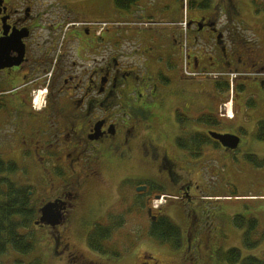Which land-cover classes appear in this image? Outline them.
Wrapping results in <instances>:
<instances>
[{
  "label": "flooded vegetation",
  "instance_id": "1",
  "mask_svg": "<svg viewBox=\"0 0 264 264\" xmlns=\"http://www.w3.org/2000/svg\"><path fill=\"white\" fill-rule=\"evenodd\" d=\"M216 1L206 15L187 11L181 20L160 25L148 5L135 17L113 22L87 17L107 12L99 2L0 0V150L8 152L6 162L40 182L30 187L43 193L41 207L57 202L61 221L37 225L51 239L50 255L95 264L68 242L76 222L83 230L108 227L99 219L119 207L148 215L152 201L146 194L157 185L185 206L213 176L204 164L208 157L209 164H252L264 177V45L257 42L262 32L247 29L233 0ZM182 2L183 8L209 7L206 1ZM179 83L184 87L178 89ZM226 83L232 93L216 88ZM241 93L246 96L239 99ZM246 99L259 107L249 123L241 116ZM224 100H231L230 114ZM194 108L198 114L192 118L188 111ZM210 112L219 128L196 123ZM210 132L238 143L223 145ZM135 166L154 177L129 173ZM112 169L122 177L117 196L104 194L111 186L105 187L103 177ZM162 209L151 211L150 223ZM88 214L94 217L90 222L84 221ZM140 258V264H159L147 253Z\"/></svg>",
  "mask_w": 264,
  "mask_h": 264
},
{
  "label": "rangeland",
  "instance_id": "2",
  "mask_svg": "<svg viewBox=\"0 0 264 264\" xmlns=\"http://www.w3.org/2000/svg\"><path fill=\"white\" fill-rule=\"evenodd\" d=\"M85 1L99 2L107 7V12L87 17H99V19H107L109 17L108 19L113 22L117 21V19L128 20V17H135L136 11L139 14L138 11L141 12L148 5L154 8V17H157L160 25L181 20L183 13L187 11L189 14L192 11H197L202 15H206L212 10L214 4L217 5L216 0H186L187 3L194 1L197 4L206 1L209 7L196 6L194 8H183L182 0H145L133 6L131 10L126 11L118 9L115 5V0ZM219 1L224 3L226 0ZM55 2L58 3V1H54L53 3ZM231 5L241 8V19H244L247 29H254V32H262L263 40H257V42L264 45V12H258L255 5L251 4L249 0H233ZM184 26L185 19L179 23L178 27L183 29ZM246 34L248 33L246 32ZM181 87H184V85L179 83L178 89ZM208 89L211 93H214L211 84H208ZM211 96L209 97L210 110L216 107L213 103L214 101L212 102ZM241 96L245 97L246 95H242L241 93L239 99H241ZM247 101L246 99L245 102L240 103L243 106L241 116L244 118L245 123H249L251 118L255 120L256 115L259 113L258 103L256 102V106H253ZM222 102L224 104L228 100ZM227 105V109L231 110L232 104L228 102ZM164 107L166 109L167 104ZM197 109L194 108L193 113L189 110V115L195 117L198 114ZM169 110H171V107ZM182 111H185V109H182ZM168 113L171 114L170 112ZM224 119L227 120V118ZM170 122L173 127L174 124L171 119ZM167 149H169V153L173 156L175 152L170 147ZM8 156L7 151L0 150V159L6 162L8 159L6 157ZM209 162L208 157L204 164L208 168V172L213 176H207L205 191L194 197L191 203L186 202L185 206H183V203L176 199L178 195L164 193L162 195H165V197L161 198L162 200L158 199V202L152 201L153 204L151 203L154 207L162 205L160 208L164 207V214L180 228L183 241L181 248L174 250L167 245H161L156 240L151 239L147 234L150 225L148 215L141 212L125 213L120 207L115 212H111L108 217L99 219L103 225L113 229L110 239L104 242V246L109 252L106 255L93 252L88 247L87 236L92 230L89 225L83 230L82 225L78 226V222H76L74 225L76 230H71V232L69 230L72 237L67 232L64 237L68 235L70 238L68 242L70 241L71 247L85 255V262L91 261L95 264H140L142 262L140 258L142 253H147L151 258V263L156 261L159 264H228L226 261L219 259L218 253H226L232 248L240 250L243 258L252 256L264 261V177L258 175L259 169L252 164L238 162L226 166L222 162H211L213 164H209ZM213 168L214 170H212ZM116 170H110L103 177L105 187L106 185H110L113 188V190L106 188L104 190L105 195L109 191V195H112V191H114V195L117 196L115 186L122 177H120V173L116 172ZM127 170L131 174H141L146 178L154 177L151 171L145 168L139 169L138 166H135L132 169L133 171L129 168ZM10 177L18 185L21 184L19 177ZM193 178L199 180L197 176H193ZM201 188H204V183H202ZM127 189L129 192L125 191L124 195L130 200V196L133 194L131 193L132 189L130 187H127ZM169 193H172V191H169ZM96 196L97 194H95ZM95 197H89V201H95ZM179 199L181 200V198ZM33 201L37 207H40L44 203L42 202L41 193H37ZM235 217L243 219L244 224L242 227L238 228L236 226L234 222ZM93 218L92 214H88L87 220L89 222ZM249 221L255 222V232L251 242L260 241V245L254 249H248L243 243V235L249 227ZM188 230H191L193 237L191 234L185 237ZM25 234L33 235L34 251L29 255H21L9 249L0 258V264H30L37 259L40 261V264H71V261L66 262V259H59V257L50 255L52 243L44 227L33 226ZM110 251L118 253V256L110 254ZM77 263L79 264V262Z\"/></svg>",
  "mask_w": 264,
  "mask_h": 264
},
{
  "label": "trees",
  "instance_id": "3",
  "mask_svg": "<svg viewBox=\"0 0 264 264\" xmlns=\"http://www.w3.org/2000/svg\"><path fill=\"white\" fill-rule=\"evenodd\" d=\"M138 1L139 0H115V5L120 10L128 11L135 6ZM249 1L251 4L255 5L258 12H264V3H260L264 2V0ZM216 88H224L226 91H229L230 87L226 83L225 85L218 84ZM197 121L196 123L198 124L205 123L206 121V125L209 128L220 127L218 119L211 112L208 115L199 117ZM195 137H197V135H195ZM202 144L206 145L209 143L204 141ZM197 151L200 152V149L195 147L194 152L196 153ZM194 156L197 157L196 154ZM10 176L19 177L21 184L18 185ZM30 176L31 178H29ZM36 183L38 182L33 181L32 173H22L15 163L0 160V258L5 255L9 249L21 255H29L35 249L33 235L25 234V232L33 226L38 227L37 225L40 224V219L34 222L37 216V209L42 206L37 207L33 201V198L38 193L32 188ZM157 186L155 187L156 190L151 188L146 194V196H149V201H153L157 195H162V189L158 190ZM31 192L32 196L30 195ZM42 194L43 193H41V196ZM153 210L155 209H152V211ZM73 221H75V217ZM84 221L89 222L87 219ZM234 222L238 228L242 227L244 224L241 217H235ZM248 224L249 227L243 235V243L248 249H254L260 245V241L251 242L255 232V222L249 221ZM115 225L117 224L115 223ZM112 230L113 229L109 226H96L93 228L87 236V245L90 250L100 255L109 253L104 246V242L110 239ZM147 234L151 239L156 240L161 245H167L174 250L181 248L183 244L180 228L164 214V209H162L160 213H156V220L150 223ZM186 235H190L189 230L187 234H185V237H187ZM111 253L114 256H118V253L114 251H110V254ZM218 256L220 260L226 261L228 264H264L263 260H259L252 256L243 258L240 250L235 248L228 250L226 253H218ZM30 264H40V261L37 259Z\"/></svg>",
  "mask_w": 264,
  "mask_h": 264
},
{
  "label": "water",
  "instance_id": "4",
  "mask_svg": "<svg viewBox=\"0 0 264 264\" xmlns=\"http://www.w3.org/2000/svg\"><path fill=\"white\" fill-rule=\"evenodd\" d=\"M211 138L220 141L223 145L235 147V145L238 143V139L233 136L228 135H219L213 132H210ZM159 198V197H157ZM41 217H40V223L41 224H48L51 220H54L51 224H58L61 221V218L57 212V202L47 203L45 204L41 210ZM148 214H151V210L148 211ZM155 218L152 217V220Z\"/></svg>",
  "mask_w": 264,
  "mask_h": 264
}]
</instances>
